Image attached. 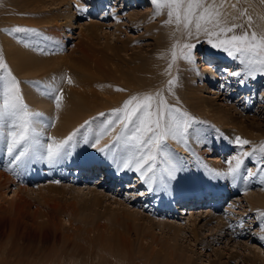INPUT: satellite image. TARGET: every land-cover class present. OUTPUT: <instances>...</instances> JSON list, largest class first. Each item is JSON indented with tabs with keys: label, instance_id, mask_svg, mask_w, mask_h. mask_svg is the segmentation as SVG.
<instances>
[{
	"label": "bare ground",
	"instance_id": "1",
	"mask_svg": "<svg viewBox=\"0 0 264 264\" xmlns=\"http://www.w3.org/2000/svg\"><path fill=\"white\" fill-rule=\"evenodd\" d=\"M11 1V8H5L7 10L0 12V20L4 19L6 22L10 23L7 28L0 25V54L3 55L5 62L8 64L12 73L19 81H21L20 88L25 103L29 105L31 110L39 111L43 114L41 118L42 122L37 126L38 130L43 132V136L41 137L43 143L46 144L51 142L48 140V137H52L56 141L66 138L73 132V130L83 124L86 115L88 114V110L89 112L97 109L103 110L105 111L103 112L105 113V118L108 119L110 118L108 115L110 111L121 106L122 102L128 99L131 95L155 92L159 89L157 84H162V86L165 85L177 60H180L181 68L188 74V76L184 75V81L181 84V87L185 90L184 92L189 103H181L179 100H174L170 102V104L186 110L196 118L195 121L191 123V127L185 138L186 141L177 142L171 138L166 141L168 151L173 157L174 162L178 164L179 170L175 173V179L169 182L166 189L156 188L154 191L150 190L149 185L145 184L140 179L139 173L127 169H118L109 156H104V152L99 150L104 146L95 148L96 146L93 147L91 143L86 144L83 142V136L88 134L89 128H95L96 125L100 123L101 119H94V123L96 124L92 126L90 123L88 128L81 129V132L77 134L76 137L77 143L70 150V154L64 156L63 159L57 163H49L46 159H38L34 157L24 161L19 166L10 164L12 157L8 155L5 145L0 142V194L6 195L7 190H10V185H16V188L12 189V198L7 200L8 205L3 207L0 206V234L3 236L6 234L5 236L9 239L11 238L12 241L13 239L23 236L28 237L32 241L35 239L39 240V246L31 248L29 257L25 259L26 262L24 264H103L104 259L106 258L100 254L94 255L92 251V238L87 232L88 228H84L83 231L85 232H82V235L78 238L79 241L82 239L81 241H84L85 243L81 246L82 243L77 241V237L74 238L73 234L69 231L71 227L73 229L75 228L73 227L74 224H72L74 223L73 220L70 219L68 223L69 225L67 226L68 228L66 227L67 229L65 227L64 229H61L62 226L59 224V216L63 212H67V214L73 212L72 214H76L75 212L77 211L78 206L75 207V202L80 203L81 201H78V199H76L77 201H74V199L72 201H70L71 199L69 201L67 199L61 201L56 194H59L60 191L62 192L63 189H76L80 191L81 186L79 185L80 187H76L69 184H54L51 182L45 183L37 188L40 190L43 188L45 193H38L36 197L37 201H39L36 203L35 200L31 201L23 194V192L30 193L25 183L30 176H37L36 173L47 172L54 175L53 178L55 181H61L66 177L65 170H67L69 172L67 176L72 174L71 178L68 177L69 181L72 180L73 183L78 185L80 183H86L89 179H92V176L96 171L100 174H98L100 178L98 177L95 179L96 185L93 184L94 182L92 183L94 186L102 187V185H106V187H109V183L117 182L118 185H126L125 187L127 189L133 190V198L143 197L144 203L149 202V205L155 206L153 209L151 207L153 212L155 210H160L159 208L161 207L163 208L162 213H165V215L169 214L178 217V215H176L178 212L179 214H187L183 221H185V224L191 228V232L195 235V238L198 235L196 232H198L200 226H207L208 229L213 230L211 234L210 232L208 233L210 235L209 240L218 243L222 242L221 239L224 237L225 239L229 238L230 240L242 234L246 237V233L249 235L247 238L250 239L252 238L250 236L252 233L258 232V230L249 229L244 233V229L250 226L247 222H253L256 224L261 220V216L264 218V215H261L264 213V191L261 192V189H257V191L252 192L253 190L251 191L246 188L243 189V191L236 192V187L243 188L251 183L259 182H261L259 184L264 187V168H260L261 171L259 169L256 172L250 170L255 173V175L252 176H248V174L244 176L243 173H241L242 168H240V173L235 179L231 176H218L216 173L227 172L229 165L226 161L238 156L241 150L236 146L238 148L237 152L231 150L227 152L228 154L226 156H223L226 152L225 148L220 147L213 142H211L212 144L210 145L211 129L206 127L204 122H214L218 124L219 127L221 126V130H227L224 125H227V123H233V117L237 114L241 117H248L245 113L238 111L236 105L229 102H216L219 91L216 82H218L219 79L222 82L235 81V86L238 89H234L233 91L236 93L238 91L240 94L242 91L246 92L254 87L252 83H256L255 81L258 80L259 76V81H264V73H256L253 76L247 77L232 76L230 75L231 72L241 71L242 66L240 65L239 60L233 59V61H231L229 59V61H226V64L219 65L222 63L221 60H217V58L221 59L219 56L213 60L212 65L203 61L199 67L201 71L196 72V69H194L196 65L189 62L185 65V63L179 59V47L176 49L177 60L172 64L171 71L165 73V69L168 68V64L171 61V52L168 51V49H170L171 45L177 40L180 44L185 42V37L182 32H177L175 37L170 35V33L173 32L175 25L165 24L161 26L162 32L158 30V27L156 28L157 31H155L156 36L154 40L150 38L156 43V56L144 57L140 54H131V56H129L131 59H125L124 62L122 61L123 64H120V59L117 61L114 56L111 55L114 53L112 47L108 48L107 46L103 55H100V58H95L94 56L95 59L92 58V60H89L88 57L92 54L90 56L85 54L84 52H87V48L83 49L81 45H79L82 47L79 50L81 55L74 56V54L71 53H64L62 47L64 46L63 43L65 39H63L61 34H65L75 27V23L72 19L76 17V14L73 12L72 8H74V10L77 8V11L80 9L79 11L82 10L86 12V6H88L86 4L87 2L90 3V0H81L80 2L77 0H47L45 2L44 0ZM39 1H41V3L44 2L45 5L47 4L48 7L43 9ZM100 1L102 2L103 0ZM71 3H73V7H71ZM217 3H219V0H217ZM233 5H236V7H233ZM7 7L9 8V6ZM236 9L245 11L246 19L253 16L259 17V20L262 22L261 25L259 24V27L251 25L252 30L258 33L264 32V3L262 0H239L236 3L234 0H225L221 11L226 14L228 19H230L232 16H238ZM36 10H38V15L32 16L30 13L35 14ZM152 12L153 10L149 14L150 18L145 16L142 19V16L138 17V14L133 15V13H131L129 14V19L131 23L142 22L143 24L153 19L151 18ZM8 13H11L12 15L10 14L11 16H8ZM17 13H25L26 15L24 17H17ZM166 18V12L155 17L158 23ZM115 19L118 18L116 17ZM30 20L33 24H31ZM136 20L138 21L136 22ZM158 23H152L149 26H154L155 24L160 26ZM61 24L67 25L61 26ZM76 26L81 25L79 24ZM13 27H22L33 29L35 31H4V29H11ZM100 28H102V24L94 21L89 22L88 26H86L87 32L85 33V37L91 39ZM73 45L75 46V44ZM52 46L54 47V50L51 49ZM160 48L162 52L159 50ZM107 50H110L112 53H108L109 51L107 52ZM234 65H236L235 69ZM64 66L70 70L67 72H65L66 70L62 72L57 71V69ZM219 66H223L226 73H222L221 70L217 71L216 69ZM228 66L231 68H228ZM66 74L68 75L67 78H65ZM196 76L197 78H195ZM69 79H71V83L68 82ZM206 80H209L210 84V89H207L206 92H211V95H207V93L202 95V91H205L206 88H204V82ZM241 80L244 82L241 83ZM105 81H110L108 83L109 89L105 88L109 92V96H98L94 89L91 88H94V86L96 87V85H99L100 83L106 85L107 83ZM49 85L57 89L56 94H62L63 98L59 109L56 108L53 99L42 94L47 91L46 86ZM117 89H123V91ZM231 92V88L228 91H224L227 98L230 96ZM239 94H237V96ZM165 97L167 99L168 96L166 95ZM242 97H245V94H243ZM96 99H100V103H97L98 101L96 102ZM245 100H247V102L246 105H244V108L248 109V105L250 104L249 98L245 97L244 101ZM80 111L83 112V115ZM45 125L48 126L45 127ZM119 126L120 124H116L115 127L108 132L111 136L110 139L108 138L109 142L112 141L113 137L116 135ZM213 127L216 128V126ZM236 129L241 132L244 131V128L237 127ZM230 131L231 130L227 131V136L237 135L234 133V130ZM244 133L245 134L243 135L247 138L246 140H249L253 135L248 133V131H244ZM262 135L264 136V131H261L258 134V136ZM223 139L225 143H222L221 145L226 146L228 143L227 138L223 136ZM202 146H206V148L201 150L200 147ZM4 147V157L2 159L1 155L3 154L2 151ZM210 149L215 150L217 156L211 158L209 161L201 155L205 153L208 154ZM176 151H179L181 155H175ZM244 151L249 152L248 149ZM251 151L253 152V150ZM260 153L261 152L257 149L254 155L249 156L250 160H254V162L257 163V158L262 157V154L260 155ZM92 154H94V156ZM220 156L226 158V160H222ZM239 158L243 161L242 165L244 167V156L239 155ZM40 163L44 165V169L40 168ZM232 163L235 164V160H232ZM106 176H108V181H106ZM56 177H58V179H55ZM244 177H247V179H244ZM126 178H130V180L127 182L125 180L126 183H123V180ZM227 185H229V188ZM155 187L156 186L153 185V188ZM137 188L138 190H136ZM99 190L100 189L89 190L90 192H95L94 198H91V203L95 205L98 204V201H101L98 200L101 196L105 197L106 195L102 189ZM226 190H228L227 193H225ZM231 191L236 193L231 194ZM95 194L97 196L99 194V196L97 197ZM242 194L243 197L241 196ZM205 195L207 196V198H205V203H207V205L205 204L206 208H203V205H200L201 208H196L199 206L197 204L201 203L200 201L197 202V200H194V207L191 203L183 202V200L190 202L192 201L191 198ZM227 196H230L228 200L234 205L241 203L242 200L243 202H246L245 204H241V209L245 210V214L248 218L246 219V223H242L240 216L234 219L233 215L230 216L228 215L229 213H227L226 216V212L224 214V211L223 213L220 211V201L224 198L227 199ZM117 202L120 201L117 200ZM32 204H34L35 208L29 215L31 217L30 221L27 222L24 220L25 217H23V214L27 213L28 208L33 206ZM119 204L124 205L122 202ZM202 204L204 203L202 202ZM124 207H126V209L124 208L125 212H123L122 215L126 220H133L135 224H137L139 220H153L148 217V215H145L140 208L131 209L128 206ZM142 207L145 208L146 205L144 204ZM128 209H131V211ZM173 212L175 213L171 214ZM115 213L118 218V215L120 216V214L118 212ZM250 213H254V215L252 216ZM138 226H140V224ZM126 227L131 228V225L128 223ZM75 229L78 230L77 227ZM229 229L231 230L229 231ZM213 232L216 237L212 236ZM262 234L264 235V231ZM116 238L124 247L128 245L127 238L121 232L117 233ZM230 240H228V242H230ZM48 241L51 242L49 246ZM57 242L60 244V247L56 246ZM204 242L206 241L199 240V243H202L201 246H204ZM11 243L13 245L10 244V249L15 248V243ZM247 243V241L238 242L236 247H239V249L242 248L241 250H243V252L248 248L247 250L251 251L252 255H243L245 253L241 255L238 253L239 250L234 249V253H229V257H232L235 260L239 258L244 264H264V241L263 248H260V245L257 246L255 244L250 246ZM144 247L145 246L142 244L140 245L139 252L141 254L144 253ZM171 247L172 246L169 247V245L166 244L163 248L158 249V256L151 258L153 263L156 261H162V264L177 262L173 259L172 255L169 254ZM46 250H48V252H46ZM51 250H54L55 252L53 251V253H50ZM154 250L155 249H152L151 251ZM151 251L150 253H152ZM9 252H11V250ZM44 252H46L47 255ZM79 253L82 255L84 254L83 263L79 262L81 256L77 259ZM76 260L77 263H75ZM110 261L113 263L112 260ZM5 264L21 263L7 262Z\"/></svg>",
	"mask_w": 264,
	"mask_h": 264
},
{
	"label": "rangeland",
	"instance_id": "2",
	"mask_svg": "<svg viewBox=\"0 0 264 264\" xmlns=\"http://www.w3.org/2000/svg\"><path fill=\"white\" fill-rule=\"evenodd\" d=\"M45 1H47V0H44V2ZM77 1L80 2L81 0H77ZM90 1H91L90 3L87 2V4H86V5H88V6H86V9H87L86 12L81 10L78 13L77 8H75V10H74V8H72L73 12L76 14V17H74L72 19L75 23V25H74L75 27H73L69 32H66L65 34H63V33L61 34V36H63V39H65L64 43H63L64 46L62 47L64 53H71V54H74V56L75 55L79 56V55H81L79 50H80V48L83 47V49L87 48V52H84L85 54H88L89 56L92 54L90 56L91 59H90V57H88L89 60H92V58H94V56H95V58H100V55H103L105 48L108 46V48L112 47V49L114 50V53L111 55H113L117 61L120 59L119 61H121V62L122 61L124 62L125 59H127V60L131 59V58H129V56H131V54H140L141 56H144V57L156 56V52H157L156 43L153 40L156 36L155 31H157V29H156L157 27H158V30L162 32L161 26L163 25V23L162 22L158 23V21L155 18H153L152 20H149L148 22L143 23V24H142V22L141 23L137 22L138 20H136L137 23H134V22L131 23V21L129 19V14H131V13H133V15L138 14L137 15L138 17L142 16V19L145 16H147V18L148 17L150 18L149 14L153 10V6L151 5L150 0H142V1L141 0H138V1L137 0L136 1L135 0H103L102 2L100 0H90ZM237 1H239V0H234L235 3ZM258 1H261V0H258ZM6 2H7V4H6ZM39 2H40L43 9L44 8L46 9L48 7L47 4L45 5L44 2H42V3H41V1H39ZM11 3H12L11 0H7V1L6 0H0V12H3L7 9H10ZM7 6H9V8ZM71 7H73V3H71ZM5 8H7V9H5ZM241 11L242 10L236 9V12L238 14L237 20L232 21L231 18L233 16L230 19H228V18L227 19L229 20L230 23H232V22L243 23L245 28H247L248 27V19H246V12L244 11V15L241 16ZM10 14L11 13H8V16L12 15V14L11 15ZM30 14L32 16L38 15V10L35 11V14H33V13H30ZM0 15H1V13H0ZM3 15H5V14H3ZM25 15H26L25 13H21V14L17 13L16 14L17 17H24ZM116 17L118 19H115ZM2 20H4V19H2ZM2 20H0V25H3V27H5V28L9 27L10 23L6 22L5 20L4 21H2ZM91 21L98 22V23L102 24V28H100L98 30V32L94 36L91 37V39H87L85 37V33L87 32L86 26H88V23ZM30 22H31V20H30ZM78 23L81 26H76V25H79ZM107 23H109V24H107ZM152 23L153 24L158 23L160 26H158L156 24L154 26L153 25L149 26ZM261 23L262 22L259 20V17H257V16L251 17V25L259 27V24L261 25ZM31 24H33V23L31 22ZM66 25L67 24H65V25L61 24V26H66ZM67 34H69V35H67ZM150 38H152L153 40H151ZM208 39L209 38L203 34H201L199 37L193 36V37L187 39L188 43L195 45V47L192 51V54L194 57V61L192 62V64L196 65V67L194 68V69H196V72L201 71L199 67L203 61H205L206 63L207 62L210 63L209 65H212L213 60L219 56L221 59L217 58V60L222 61V63H220L219 65H223V64H226L227 63L226 61H229V59L231 61H233V59H234L233 57H230L222 49L214 48L211 44L208 43ZM212 39H213V42L215 43L216 42L215 38L213 37ZM73 44H75V46ZM79 45H81L82 47ZM87 45H88V47H87ZM157 47H159V46H157ZM51 49L54 50V47L52 46ZM159 50L162 52L161 48ZM107 52L112 53L110 50H107ZM179 52H180V49L178 51V56H179ZM221 54H222V57H221ZM121 62H120V64H123V62L122 63ZM182 62L185 63V65L187 63V61H184V60H182ZM197 65H199V66H197ZM216 65H218V64H216ZM228 68H231V67L228 66ZM235 68H236V65H234V69ZM60 69H62V70H60ZM69 70L70 69L66 68L65 66L57 69L58 72H62V71L67 72ZM216 70L217 71L221 70L222 73H226L223 69V66L222 67L219 66ZM184 75L188 76V74L181 68L180 60H177L175 66L173 67L172 73L168 78V79H171L172 77L176 78V85L173 89L175 95L171 96L167 93V91H165V96L166 95L168 96L167 100L169 103L174 101V100H179L181 103H183V102L189 103V101L186 97V94L184 92L185 90H183L181 87L182 86L181 84L184 81ZM67 76L68 75L66 74L65 78H67ZM61 77H63V76H61ZM195 78H197V76ZM259 79H260V76H259L258 80L255 81L256 83H252L254 85V87H252L250 90H248L246 92L242 91L240 94L238 93V91H237V93L233 91L234 89L235 90L238 89L235 86V84H236L235 81L234 82H229V81L222 82L219 79V81L216 82L217 89H219L216 102H221V103L229 102L233 105H236L238 111H241L242 113H245L246 115H248V117H241V116H238L239 114H237L235 117H233V120H232L233 123H227V125L226 124L224 125L227 128V130H221L220 129L221 126L219 127V125L214 123V122H211V121H205L204 122L206 124V127L211 129L210 145L212 144L211 142H213V143L218 144L220 147L225 148L226 152L224 153L223 156H226L228 154L227 152H229L231 150H234V152H237L238 146L234 142L235 137L239 136L242 139H247L245 137V135H243V134H245L244 131H248V133L253 134V135L248 140L251 143L249 145H244L243 149L242 150L240 149L241 151L248 149L249 152H252L251 150H254V148L257 149L258 144H260V142L263 141L264 136L263 135L258 136V134L261 131H264V81H262V80L259 81ZM105 82L107 83L106 85L100 83L99 85H96V87H99V88H96L94 86V88L92 87L91 89H94V91L96 92V94L98 96L101 95L103 97H107V96H109V92L105 88L109 89L108 83L110 81H105ZM198 83H199V81H198ZM204 83H205L204 88L205 87L206 88H205V91H202V95H205L206 93H207V95H209V94L211 95V92H209V93L206 92L207 89H210L209 80H206ZM157 87L161 88L163 86H162V84H157ZM230 88H231L232 92L230 93V96H228V98H227L224 91H228V90H230ZM103 94H106V95H103ZM237 94H239V95L237 96ZM243 94H245L246 98H249L250 104L248 105V107H249L248 109L244 108V105H246L247 100L244 101L245 97H242ZM237 98H238V100H237ZM224 99H225V101H224ZM99 100L100 99H98V100L96 99V102L98 101L97 103H100ZM119 107L120 106H118L117 108H119ZM92 108H94V107H92ZM85 111H86V109H85ZM80 112L83 115V112L82 111H80ZM103 112H105V111L100 110V109L93 110L91 112H89V110H88V114L86 115L85 120H90L91 125L93 126L96 123H94V120L92 118H96L98 120H100V119L105 120L106 119L105 116L100 117L98 115L99 113H103ZM213 126H216V128L218 126V128H217L218 130ZM248 126H251V127H248ZM237 127L244 128V131H242V132L238 131L236 129ZM119 130H120V126L118 127L117 132ZM228 130H231V131L234 130V133H236L237 135L227 136ZM223 136L227 138L228 143L226 142L227 143L226 146L221 145L222 143L223 144L225 143ZM253 137H254V139H253ZM108 138L109 139L111 138L110 133L103 135L99 139V143H97L95 148L104 146L105 144H109ZM257 141H259V142H257ZM93 143H95V141ZM253 143H255V144H253ZM205 148H206V146L200 147L201 150H203ZM213 149H210V152L209 153L207 152L208 154L205 153V154H202L201 156L204 157L206 160L210 161L211 158H214L217 156V154H216L217 152H215V150H213ZM4 151H5V147L3 148V151H2V153H3L1 155L2 159L4 157ZM92 155L94 156V154H92ZM175 155L179 156V155H181V153L179 151H176ZM260 155L264 156V153H260ZM104 156H107L105 154V152H104ZM240 156H242V155H240ZM220 158L224 161L226 160V158H223L222 156H220ZM244 158H245L244 167H243V165H241V168H242L241 173H243L244 176H246L248 174V169L256 172L260 168L261 169L264 168V163H262L261 158H259V157L257 158L258 159L257 163H255L254 160L251 161L249 156H244ZM98 166H100V165H98ZM43 167H44V165H42L40 163V168H43ZM261 169H260V171H261ZM65 171H66V177H64V179H62L61 181L57 180L58 182L54 180L53 174H50L47 172H46L47 174L46 173H36L37 176H33V177L30 176L29 177L30 180L28 179L25 183L27 185L30 193L23 192V194L28 199H30L31 201L35 200L37 203L39 201V200L37 201V197H36L38 195V193H40V192L45 193V190L43 188H41V190L37 189V188H38V186L40 187V186L44 185L45 183L51 182L54 184H56V183H60V184H64V185L69 184V185H73L76 187L81 186L82 188L80 187V191L76 190V189H63L62 192L60 191L59 194H56L57 196H59L61 201L64 199H67L68 201L70 199H71L70 201H72L73 199H74V201H77L76 199H78V201H81L80 203L75 202L76 203L75 207L78 206L77 211L75 212L76 214H72L73 213L72 212L71 213L72 215H71L70 213L67 214V212L66 213L63 212L59 216L58 221H59V224L62 226L61 229L62 228L64 229V227L66 228L69 225L68 223H69L70 219L73 220V222H74V223H72V224H74L73 227H75V228L77 227L79 231L81 230L80 235H79V231L76 230L75 228L73 229L71 227L72 230L69 229V231L73 234L74 238L77 237L76 238L77 241H79L78 238H80V236L82 235V232H85V231H83V229L88 228L87 232H88V235L92 238V251H93L94 255L100 254L101 256L106 257L104 259L103 264H162V261H156L155 263H153L151 258L158 256L159 253H157V250L163 248L166 244L169 245V247L172 246L169 254H171L173 259L175 261H177V262L171 263V264H181V263L182 264H244L239 258H237L235 260L232 257H229V253H234L233 252L234 249L239 250V252L238 251L237 252L241 255L243 253H245L243 255H246V254L252 255L251 251L247 250L248 248L246 250H244V252H243V250H241L242 248L241 249H239V247L237 248L236 244L238 242L247 241L248 242L247 244L250 246H253L255 244L257 246L260 245V248H263L264 239H261V237H264V235L262 234L264 231L263 230L264 229L263 228L264 227V218L262 216H261V218L259 217L261 220L259 221V223H256V224L253 222H247L246 219H248V218L245 214L246 212H245V210L241 209L242 208L241 204L246 203L245 201L243 202V200L241 203L234 205L233 203H230L228 200V198L230 196H227V199L224 198L223 200L220 201L219 209L222 213L224 211V214L226 212V214H225L226 216H227V213H229L228 215H230V216L233 215L234 219H236L240 216L242 223L247 222L250 226L246 227L244 229V233H245V231H248L249 229L258 230V232L252 233L250 235L252 238H250V239L247 238L249 235H248V233H246V237H244V234L239 235V236H237L231 240L229 238L225 239V237H224L221 239L222 242L218 243L216 241L209 240L210 235L208 233L210 232V234H211V232L213 230L208 229L207 226H200L198 228V232H196V234L198 233V235L195 238V235H193V233L191 232V228H189V226H187L185 224V221H183L186 218L187 214H184V213L179 214V212H178V213H176V215H178V217L171 216L169 214L165 215V213H162L163 208H161V207L159 208L160 210H158V211L155 210L153 212L152 209L155 208V206L149 205V202L144 203L143 197H140V198L134 197L133 198L132 192H134V191L131 189H127L125 187L126 185L120 186L117 184V182H112V183H109V187H106V185H104V186L102 185V187L94 186V185H96L95 179L98 177L100 178V176H99L100 174L96 171L94 172L95 174L93 176L90 175L93 177L92 179H89L86 183H80L77 185L76 183H73L72 180L69 181V178H71L72 174L67 176V174H69V172L67 170H65ZM55 179H58V177H56ZM125 180L127 182L130 180V178L124 179L123 183H126ZM53 181H55V182H53ZM106 181H108V176H106ZM71 183H73V184H71ZM259 183H261V182H259ZM259 183H251L248 186L246 185L243 188L236 187V192L237 191L238 192L243 191V189H246V188H248L251 191L253 190L252 192L257 191V189H261V192H263L264 187ZM82 184H85V185H82ZM228 186L229 185H227V187ZM9 188H10V190L9 189L7 190L6 195L0 194V206H2V207L5 205H8L7 200H10L12 198V189H15L16 185H10ZM90 189H95V190H98V189L101 190L102 189L103 192L106 194L105 197L100 195L101 197L99 199L97 198L98 200H101V201H98L97 205L91 203V198L92 199L94 198L95 192L94 191L90 192L89 191ZM136 190H138V188ZM227 191L228 190H226L225 193H227ZM236 192L231 191L230 193L235 194ZM98 196H99V194H98ZM241 196L243 197V194ZM89 198H90V201H89ZM205 198H207L206 195L196 197V198H191L192 201H190V202H188L187 200H183V202L191 203V205L193 206L195 204L194 200H197V202L200 201L201 203H198L197 205H199V206L198 207L195 206L196 208H201L200 205H203V208H206L207 203H205L206 202ZM117 200L120 202H117ZM121 202L124 205L119 204ZM202 202L204 204H202ZM144 204L146 205L145 208L142 207V205L144 206ZM32 205L33 206H30L28 208L27 213L23 214V217H25L24 220H26L27 222L30 221L31 217L29 215L33 211V209L35 208L34 204H32ZM124 206H128L131 209L140 208L144 212L145 215H148V217L152 218L153 220H151V221L139 220L137 224H135L133 220H126L122 215V213L125 212L124 208L126 209V207H124ZM151 207H152V209H151ZM70 208H72V207H70ZM243 208H246V207H243ZM131 209H128V210L131 211ZM115 212H118L120 214V216L118 215V218H117ZM174 213L175 212H173L171 214H174ZM250 214H252V216L254 215V213H250ZM69 215H71V216H69ZM113 216H115L116 218ZM119 217H120V219H119ZM259 218H258V220H259ZM128 223L131 225V228L126 227V225ZM210 223H212V222H210ZM260 223H261V225H260ZM139 224H140V226H138ZM76 225H78V226H76ZM260 227H261V229H260ZM230 230L231 229H229V231ZM260 230L262 231V233ZM118 232H121L127 238V240H128L127 246L124 247L123 245L120 244V241L118 242V239L116 238ZM5 235L3 236L2 234H0V264H5L7 262H11V263L17 262V263L24 264L26 262L25 259H27L29 257V253L31 251V248H35V247L39 246V244H38L39 240H37V239L32 241L28 237L23 236L20 238L13 239V241H12L11 238L9 239ZM212 236L216 237V235H214V232H213ZM94 237H95V241H94ZM81 240L79 242L82 243L81 244V246H82L85 243H84V241H81ZM199 240L200 241L201 240L206 241V242H204L205 243L204 246H201L202 243H199ZM228 240H230V242H228ZM11 242L15 243V245H14L15 248L10 249V244H12ZM50 243L51 242L48 241V246L50 245ZM141 244L143 246H145L143 249L144 250L143 254H141L139 252V250H140L139 248H140ZM56 246L60 247V244L57 242ZM152 249H155L156 251L155 250L151 251ZM10 250H11V252H9ZM53 251L54 250H51L50 253H53ZM150 251L152 253H150ZM46 252H48V250H46ZM46 252H44V253L47 255ZM166 252H168V251H166ZM79 257H80L79 262L83 263L84 254L82 255L79 253L77 259ZM3 259H5L6 261ZM110 260H112L113 263ZM114 261H115V263H114ZM183 261H184V263H183ZM75 263H77V260Z\"/></svg>",
	"mask_w": 264,
	"mask_h": 264
},
{
	"label": "snow or ice",
	"instance_id": "3",
	"mask_svg": "<svg viewBox=\"0 0 264 264\" xmlns=\"http://www.w3.org/2000/svg\"><path fill=\"white\" fill-rule=\"evenodd\" d=\"M150 2L153 6L151 18L166 12L167 18L162 23L175 25L170 35L175 37L177 32H182L185 37L183 44L177 40L168 49L171 52V61L165 73L171 71L172 64L177 60V47L180 48L179 59L189 63L194 61L192 51L195 45L188 43L187 39L193 36L199 37L201 34L209 38L208 43L214 48L222 49L230 57L239 60L241 71H233L230 75L247 77L264 73V32L258 33L252 30L251 17H248L247 28L243 23H230L226 14L221 11L225 0H219V3L217 0H150ZM243 15L242 10L241 16ZM231 19L235 21L238 18L233 16ZM4 31L35 30L13 27ZM68 82L71 83V79ZM20 84L21 81L12 73L3 55L0 54V142L5 145L8 155L12 157L10 164L19 166L34 157L46 159L49 163H57L70 154V150L77 143V134L81 129L88 128L91 121L85 120L63 140L56 141L48 137L51 142L43 143L41 140L43 132L37 127L42 122L43 114L31 110L25 103ZM175 85L176 78L172 77L155 92L131 95L119 108L110 111L108 114L110 118L101 120L95 128H89L88 134L83 136L84 143H91L95 147L103 135L111 131L116 124H120V130L112 141L99 150L105 152L118 169L139 173L140 179L153 191L156 188L166 189L179 170L178 164L174 162L168 151L166 141L169 138L177 142L185 141L191 123L196 119L186 110L170 104L166 99L165 91L171 96L175 95L173 91ZM46 88L47 91L42 94L53 99L56 108L59 109L62 94H56L57 89L50 85ZM117 90L123 91V89ZM98 115L104 117L105 113ZM234 142L241 150L244 145L251 143L239 136L235 137ZM257 149L264 153V141L260 142ZM257 149L251 153L241 151L239 155H254ZM239 155L226 161L229 165L227 172L216 174L235 179L243 163ZM232 160H235V164ZM261 161L264 163V156L261 157ZM252 175L255 173L249 170L248 176ZM153 185L156 187L153 188Z\"/></svg>",
	"mask_w": 264,
	"mask_h": 264
}]
</instances>
